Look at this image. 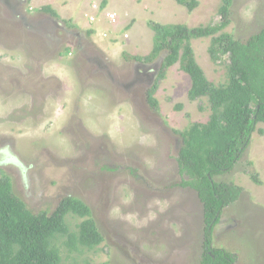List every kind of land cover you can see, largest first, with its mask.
<instances>
[{
  "label": "rangeland",
  "instance_id": "rangeland-1",
  "mask_svg": "<svg viewBox=\"0 0 264 264\" xmlns=\"http://www.w3.org/2000/svg\"><path fill=\"white\" fill-rule=\"evenodd\" d=\"M117 4L123 18L113 33L80 12L74 18V4L54 18L41 12L44 0H0V171L34 214H51L65 197L90 207L104 242L70 252L62 237V264H200L204 208L197 192L180 186L177 160L180 133L209 122V101L189 100L191 80L180 62L157 82L166 53L152 63L135 58L153 50L150 22L214 26L221 0H199L192 13L178 11L175 0ZM92 28L101 32L88 36ZM263 29L264 0H234L224 33L246 42ZM122 34L129 39L120 42ZM190 44L207 79L226 84L229 57L212 60V38ZM155 85L158 111L147 103ZM215 181L243 193L224 210L213 247L237 264H264V124L234 169ZM81 222L67 218L71 233Z\"/></svg>",
  "mask_w": 264,
  "mask_h": 264
},
{
  "label": "trees",
  "instance_id": "trees-1",
  "mask_svg": "<svg viewBox=\"0 0 264 264\" xmlns=\"http://www.w3.org/2000/svg\"><path fill=\"white\" fill-rule=\"evenodd\" d=\"M30 1V0H29ZM189 13L199 0H175ZM234 0H221L216 25L189 29L184 25H161L150 22L154 46L144 60L154 62L161 54L157 82L168 69L181 63V70L191 80L189 100L208 99L211 116L207 124H194L184 133L178 165L180 185L197 192L204 208V249L200 264H237L234 254L213 247L214 230L222 221L224 210L239 201L243 190L232 184L217 183L215 178L230 173L251 143L257 125L264 124V29L248 41L235 40L224 31L231 25ZM106 5V4H104ZM41 12L59 18L52 7ZM94 32L89 31L88 36ZM212 38L209 50L213 61L229 57L226 84L215 86L197 64L191 41ZM66 53L61 56L68 55ZM157 85L147 93V103L158 111L154 98ZM178 110L182 106L177 107ZM0 264H62L56 241L67 237L69 251H94L104 242L90 207L74 197H65L51 213L34 214L14 193L12 179L0 171ZM254 180L257 181L256 178ZM69 216L81 219L77 233H71Z\"/></svg>",
  "mask_w": 264,
  "mask_h": 264
},
{
  "label": "crops",
  "instance_id": "crops-1",
  "mask_svg": "<svg viewBox=\"0 0 264 264\" xmlns=\"http://www.w3.org/2000/svg\"><path fill=\"white\" fill-rule=\"evenodd\" d=\"M38 1H40V0H38ZM117 1L118 0H44V7H46V6H48V5H50V6H52L53 7V10L57 13H59L60 11H61V9L63 10V6L65 5V6H67L68 4H74L73 6H72V9H73V16H74V18L75 17H77L78 16V12H80L81 13V15L86 19V21L88 22V19H87V16H88V14H93V12H92V10H91V5L92 4H94V3H100V2H102V5L104 6V7H107V9L108 10H110V11H112L113 13H117V15H118V17H119V19H120V21H121V18H123V15L121 14L120 15V9H119V7H117L118 6V4H117ZM32 2V1H31ZM79 2H81V4H84V3H88L87 5L86 4H84V5H86V7H83V8H81L79 11H77V8L79 7L78 6V3ZM113 2V3H112ZM104 4H106V5H104ZM63 5V6H62ZM165 5V4H164ZM163 5V8H165V11H166V13H167V15H169V11H171V9H169L167 6H164ZM172 6H173V4H171ZM62 6V7H61ZM175 6H176V8L178 9V11H180L179 9V5H177V4H175ZM141 9V11L142 12H144L145 13V9H143L142 7L140 8ZM146 15H147V12L145 13ZM59 16V15H58ZM73 16H71L69 19H71V18H73ZM73 18V19H74ZM125 21V20H124ZM102 22L103 23H107L106 21H103L102 20ZM101 22V23H102ZM126 22V21H125ZM89 24H90V22H89ZM107 25L109 26V29H110V27H112L113 29H112V31L114 32V29H115V27H113L112 25H110V24H108L107 23ZM92 30H96V29H94V28H92ZM103 32H107V31H103Z\"/></svg>",
  "mask_w": 264,
  "mask_h": 264
},
{
  "label": "clouds",
  "instance_id": "clouds-1",
  "mask_svg": "<svg viewBox=\"0 0 264 264\" xmlns=\"http://www.w3.org/2000/svg\"><path fill=\"white\" fill-rule=\"evenodd\" d=\"M94 4H96V5L99 6V9L101 10V12H100L99 14L103 13L102 16L99 17L100 20H98L97 23H101L102 20H103V21H106L108 24L112 25L113 27L117 28V26H118V24H119V22H120V19H119L117 13H113L112 11L108 10L107 7H104L101 3H94ZM94 4L91 5V10H92L93 14H88V16H87V19H88L89 22H90L89 17L94 16V15L97 14V12L94 11V10L92 9V6H93ZM107 13H112V14H115V15H116V17H117V24L113 25L110 21H108V20L105 18L106 15H107ZM90 23L94 25V23H92V22H90ZM92 31H94V34H95L96 32H97V33L101 32V31H99V30H98V31H96V30H92ZM102 32H103V31H102ZM112 32H113V31H112ZM103 33H104V32H103ZM113 33H114V32H113ZM120 33H121V32H120ZM94 34H93V35H94ZM104 34H108V33H104ZM93 35H92V36H93ZM108 35H109V34H108ZM110 35L112 36L111 33H110ZM117 35H118V34H117ZM126 36H127V37H126ZM117 38H118L119 40L121 39L120 42H123V41H127V40L129 39V35H127V34H122V35H119Z\"/></svg>",
  "mask_w": 264,
  "mask_h": 264
},
{
  "label": "built area",
  "instance_id": "built-area-1",
  "mask_svg": "<svg viewBox=\"0 0 264 264\" xmlns=\"http://www.w3.org/2000/svg\"><path fill=\"white\" fill-rule=\"evenodd\" d=\"M92 9H93L94 11H96L97 14L94 15V16L89 17V20H90V22H92V23H97V21L100 20L99 17L102 16L103 13L99 14V13L101 12V10L99 9V6L96 5V4H94V5L92 6ZM105 18H106L108 21H110L113 25L117 24V17H116L115 14L107 13V15H106ZM103 37L107 38L108 36H107V34H103ZM126 37H127V36H126Z\"/></svg>",
  "mask_w": 264,
  "mask_h": 264
}]
</instances>
